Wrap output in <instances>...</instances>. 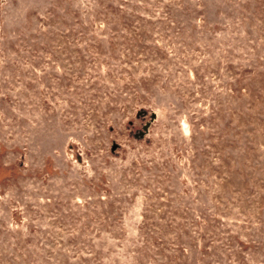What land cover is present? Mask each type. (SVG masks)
<instances>
[{
    "label": "rangeland",
    "instance_id": "374dc122",
    "mask_svg": "<svg viewBox=\"0 0 264 264\" xmlns=\"http://www.w3.org/2000/svg\"><path fill=\"white\" fill-rule=\"evenodd\" d=\"M0 264H264V0H0Z\"/></svg>",
    "mask_w": 264,
    "mask_h": 264
},
{
    "label": "water",
    "instance_id": "95a60500",
    "mask_svg": "<svg viewBox=\"0 0 264 264\" xmlns=\"http://www.w3.org/2000/svg\"><path fill=\"white\" fill-rule=\"evenodd\" d=\"M154 117V115L153 114H151L150 115V118H153ZM147 126H148V123H146L143 127H142V129H143V132H145L146 131V129H147ZM140 134V136L143 134L142 132H140L139 133Z\"/></svg>",
    "mask_w": 264,
    "mask_h": 264
}]
</instances>
